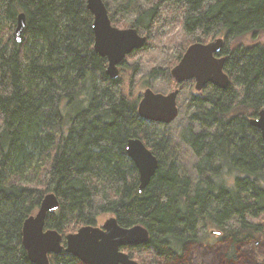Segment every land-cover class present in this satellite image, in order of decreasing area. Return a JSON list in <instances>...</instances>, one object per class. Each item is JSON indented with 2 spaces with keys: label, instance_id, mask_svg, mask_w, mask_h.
Here are the masks:
<instances>
[{
  "label": "trees",
  "instance_id": "16d2710c",
  "mask_svg": "<svg viewBox=\"0 0 264 264\" xmlns=\"http://www.w3.org/2000/svg\"><path fill=\"white\" fill-rule=\"evenodd\" d=\"M109 1L135 15L114 20L115 9L111 23L149 35L177 23L191 44L224 38L230 84L193 93L190 125L180 132L196 157V181L168 157L165 126L139 117V96L125 95L120 77L105 73L86 0H0V264H34L22 225L50 192L59 208L45 228L60 233L63 245L66 234L111 214L122 227L148 230L145 245L122 248L149 256L148 264H189V247L203 244L199 226L225 242L218 264H256L241 249L264 236V141L249 123L264 107V44H231L264 36V0ZM21 13L26 25L17 42ZM132 137L158 160L142 192L125 151ZM48 258L84 264L64 251Z\"/></svg>",
  "mask_w": 264,
  "mask_h": 264
},
{
  "label": "water",
  "instance_id": "95a60500",
  "mask_svg": "<svg viewBox=\"0 0 264 264\" xmlns=\"http://www.w3.org/2000/svg\"><path fill=\"white\" fill-rule=\"evenodd\" d=\"M86 8L93 17L91 27L94 34V52L106 58L105 73L111 79H117L119 66L125 56L142 49L146 45L147 37L140 35L135 27L118 29L113 26L103 0H86ZM25 25V15L21 13L17 16L14 29L17 42H21ZM223 46V37L206 43L190 44L179 62L169 71L176 86L193 80L194 88L199 92L207 85L225 90L230 84V78L224 71L226 57L220 55ZM178 94V88L167 94L145 88L137 104L138 116L163 125L173 122L179 114L176 102ZM249 123L259 130L264 141V107ZM125 151L138 171L137 190L142 192L158 169L157 157L136 137L127 140ZM58 208L57 195L53 192L47 193L36 213L23 222L22 244L32 263L50 264L49 254H60L64 251L84 264H139L122 251V248L145 245L149 240V232L144 226L137 224L122 227L114 216H109L101 226L86 225L75 233L66 234L63 245L60 233L45 228L47 214ZM261 225L264 228V220Z\"/></svg>",
  "mask_w": 264,
  "mask_h": 264
},
{
  "label": "rangeland",
  "instance_id": "374dc122",
  "mask_svg": "<svg viewBox=\"0 0 264 264\" xmlns=\"http://www.w3.org/2000/svg\"><path fill=\"white\" fill-rule=\"evenodd\" d=\"M103 1H108V14H113L112 12L117 6L110 3L109 0ZM113 16L114 20L121 19L122 21H132L135 17L132 13L122 15L117 9ZM112 25L118 29L134 27L131 24L124 26L119 22L112 23ZM137 30L140 35L147 37V44L143 49L129 54L125 58L124 67H119V77L123 93L132 98H135L138 95L140 99L143 90L147 87L151 88L154 92L162 94H167L170 91H173L177 86L171 75L168 76V74L170 69L179 62L185 49L191 44L189 43V39L183 34L177 23L169 24L164 29H155L151 32V35L139 29ZM259 42L264 44V36L258 37L257 39H252L248 36L234 41L231 46L251 45ZM178 89L179 94L176 101L179 110L178 117L173 122L163 125L165 126L163 127V131L166 134L167 140L170 142V147L168 148L170 152L168 157L175 162L181 176H187L193 183H195L196 173L194 170V164L196 162V157L192 150L182 142L180 132L187 125H190L189 117L191 110L188 107L190 102L189 99L193 93L197 92L194 88L193 81L179 85ZM192 128L195 130L198 129L195 124L192 125ZM109 216H111V214L99 215L97 217V226H101ZM263 220L264 215L261 216L260 222ZM76 231L77 230L74 232ZM198 234L204 237L202 239L203 244L192 245L189 247L187 252L189 264H218L219 257L226 246L225 242H223L220 237L210 235L211 233L205 231L202 226H199ZM254 244L255 242L252 244H246L241 250L252 255V260L257 262L256 264H264V236L260 238V245L256 246ZM123 251L127 254H131L136 261H141V264L149 263V256H147L149 259H146L145 256L139 255L134 251Z\"/></svg>",
  "mask_w": 264,
  "mask_h": 264
},
{
  "label": "bare ground",
  "instance_id": "6f19581e",
  "mask_svg": "<svg viewBox=\"0 0 264 264\" xmlns=\"http://www.w3.org/2000/svg\"><path fill=\"white\" fill-rule=\"evenodd\" d=\"M109 18H110V17H109ZM92 21H93V17H92ZM146 44H147V42H146ZM145 46H146V45H145ZM145 46H144V47H145ZM144 47H143V48H144ZM143 48H142V49H143ZM135 51H137V50H135ZM135 51H133V52H135ZM126 56H127V55H126ZM126 56H125V57H126ZM124 59H125V58H124ZM122 62H123V61H122ZM122 62H121V63H122ZM120 65H121V64H120ZM119 67H120V66H119ZM190 81H193V80H190ZM187 82H189V81H187ZM193 82H194V81H193ZM184 83H185V82H184ZM184 83H182V84H184ZM182 84H180V85H182ZM176 88H178V86H177ZM196 92H199V91L196 90ZM200 92H201V91H200ZM138 102H139V101H138ZM130 160H131V159H130ZM262 222H263V221H262ZM77 230H78V229H77ZM74 233H75V232H74Z\"/></svg>",
  "mask_w": 264,
  "mask_h": 264
},
{
  "label": "flooded vegetation",
  "instance_id": "af4514ba",
  "mask_svg": "<svg viewBox=\"0 0 264 264\" xmlns=\"http://www.w3.org/2000/svg\"><path fill=\"white\" fill-rule=\"evenodd\" d=\"M210 233H211L210 235H214V236H216V237L219 236V234H214L212 230L210 231ZM129 257H130V256H129ZM131 258H132V257H131ZM132 259H133V258H132Z\"/></svg>",
  "mask_w": 264,
  "mask_h": 264
}]
</instances>
